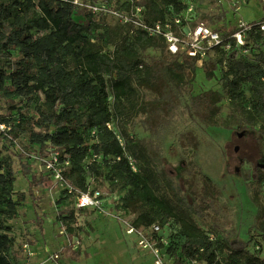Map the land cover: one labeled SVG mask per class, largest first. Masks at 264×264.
Segmentation results:
<instances>
[{
  "label": "trees",
  "instance_id": "16d2710c",
  "mask_svg": "<svg viewBox=\"0 0 264 264\" xmlns=\"http://www.w3.org/2000/svg\"><path fill=\"white\" fill-rule=\"evenodd\" d=\"M79 1H104L117 10L141 6L150 23L176 15L185 6L183 0ZM215 17L209 22L218 29L224 13ZM13 53L16 57L10 59ZM223 59L222 55L203 65L207 81L219 72L221 92L189 95V108L210 127L231 129L236 125L244 132L260 124L258 132L264 143V48L260 37L249 57L228 60L225 70L219 66ZM0 63V98L5 100V106L0 104V122L10 127L6 133L0 132L1 139L12 145L24 136L44 157L59 153V163L68 162L63 179L77 193L94 191L87 176L103 185L110 182V198L129 187L117 209L133 215L130 225L135 229L149 234L150 227L157 225L162 232L158 237L167 242L160 247L172 264H222L217 251L227 254L229 264H264L260 253L247 250L248 242L233 246L227 238L211 241L209 235L215 238L218 231L213 226L205 231L196 223L217 190L209 178L198 175L202 192L198 197H192V190L187 192L189 201L164 170L158 149L128 132L139 116L144 117L141 124L146 131L161 130L171 98L182 96L194 81V60L171 55L162 39L141 31L131 33L129 26L93 15L73 5V0H0ZM144 90L156 94L151 102L144 100ZM222 98H227L230 108L219 120ZM106 124H112L119 134L107 130ZM128 156L135 161L136 171ZM22 171L28 173L25 163ZM14 180L13 171L0 163V206L7 210L0 213L10 218L15 216L16 202L22 200L20 193L12 200ZM39 181L33 179L32 184ZM249 181L250 201L256 208L254 228L264 243V166L256 165ZM59 220L71 233L73 211ZM171 222L179 238L173 244L166 231ZM149 236L157 238L154 233ZM9 249L10 241L0 234V264H16L9 258Z\"/></svg>",
  "mask_w": 264,
  "mask_h": 264
},
{
  "label": "rangeland",
  "instance_id": "374dc122",
  "mask_svg": "<svg viewBox=\"0 0 264 264\" xmlns=\"http://www.w3.org/2000/svg\"><path fill=\"white\" fill-rule=\"evenodd\" d=\"M183 2L195 6L200 19L208 25L209 18H214L220 12L224 13L221 23L227 27L237 20L257 22L264 18V0ZM232 2H238L237 13L230 8L229 3ZM15 57L13 53L10 59ZM204 74V67L197 65L189 92L187 90L182 96L171 98L170 110L163 117L161 130L153 133L146 131L141 124L144 117L139 116L128 126V132L134 138L149 140L158 149L164 170L183 189L189 201L191 197L187 192L192 190V197H198L202 192L198 175L203 174L211 180L217 190L213 193L212 202L207 203L209 209L202 218L195 220L205 231L212 226L218 231L214 242L222 238L230 240L233 246L248 242L247 250L260 253L259 256L264 259V243L254 228L256 208L250 201L251 191L248 187L254 167L264 166V143L258 132L260 124L240 132L236 125L224 129L200 122L189 108V95L210 90L221 92L219 72L211 81H207ZM243 90L247 94V86ZM142 94L147 103L156 96L147 90ZM4 102L0 98V104L5 106ZM218 106V119L223 120L230 108L229 101L222 98ZM111 130L119 134L113 125ZM46 158L48 156L40 155L39 147L29 145L24 136H20L12 145L0 138V163L14 173L12 200H16L15 194L22 195V200L16 202L14 217L0 213V234L10 241L11 260L16 264H26L22 246L27 244L29 251L35 254L32 259L35 264H154L151 253L142 250L137 238L126 233V223L131 222L133 215L116 207L119 198L129 187L113 193L114 196L105 202L102 211L77 210L72 198L43 169L41 159ZM24 163L28 170L26 174L22 171ZM247 178L249 180L245 181ZM33 179H39L40 183L33 185ZM87 183L90 190L105 193H108L111 185L110 182L100 184L99 180L89 176ZM0 210L6 209L1 205ZM70 211H73L71 233L59 220L68 217ZM166 231L170 232V244L178 242L179 238L175 237L177 227L173 222ZM159 235L162 236V232ZM54 255L57 257L53 258ZM163 259L165 264H172L171 259ZM217 260L229 264L224 252L217 251Z\"/></svg>",
  "mask_w": 264,
  "mask_h": 264
},
{
  "label": "built area",
  "instance_id": "2783aa9c",
  "mask_svg": "<svg viewBox=\"0 0 264 264\" xmlns=\"http://www.w3.org/2000/svg\"><path fill=\"white\" fill-rule=\"evenodd\" d=\"M222 3V0H217ZM229 1V0H225ZM234 13L239 10L238 2L229 3ZM73 5L81 7L93 15L109 17L122 25L129 26L131 33L136 31L144 32L149 37L162 39L167 53L191 58L195 65L202 67L211 59H224L220 65L224 70L228 60L236 61L249 57L258 42L264 48V18L257 22L235 21L232 26L227 27L220 22L218 29L211 27L200 19L198 10L192 4H185L184 8L176 15H170L155 22H147L145 11L141 6H130L129 9L117 10L108 6L104 1L93 3H83L73 0ZM2 106L0 105V116ZM112 124H106V129L111 130ZM10 127L0 122V132H7ZM118 140L123 146L121 138ZM59 153L54 152L46 159H41V164L45 172H48L56 184L61 186L67 196L74 201L77 210L94 209L102 211L105 202L109 200V194L101 191H87L77 193V191L67 185L63 179L62 172L68 166L67 161L59 163ZM128 163L133 171H136L135 161L128 156ZM126 233L137 238V244L142 250L151 253L154 264H165L161 245H166L164 237H150V233L159 235L161 229L157 225H152L149 234L143 229H135L126 223ZM209 239L214 241V237L209 235ZM26 256V264H35L32 259L35 256L28 249V245L22 246ZM258 249V248H257ZM57 256L54 255L53 258ZM189 264H196L191 262Z\"/></svg>",
  "mask_w": 264,
  "mask_h": 264
}]
</instances>
